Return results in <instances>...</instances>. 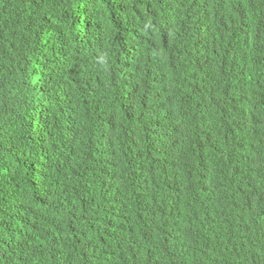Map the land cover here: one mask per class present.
<instances>
[{"label":"trees","instance_id":"obj_1","mask_svg":"<svg viewBox=\"0 0 264 264\" xmlns=\"http://www.w3.org/2000/svg\"><path fill=\"white\" fill-rule=\"evenodd\" d=\"M0 264H264V0H0Z\"/></svg>","mask_w":264,"mask_h":264}]
</instances>
